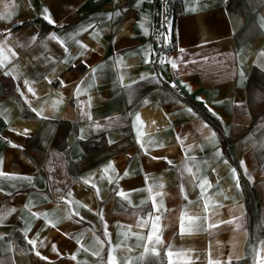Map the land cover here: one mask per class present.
<instances>
[{
    "label": "crops",
    "instance_id": "obj_1",
    "mask_svg": "<svg viewBox=\"0 0 264 264\" xmlns=\"http://www.w3.org/2000/svg\"><path fill=\"white\" fill-rule=\"evenodd\" d=\"M0 15V45L16 53L0 69V264H107L109 253L168 264L169 247L174 264H253L264 241V0H0ZM157 193L153 245L136 234H150L137 222Z\"/></svg>",
    "mask_w": 264,
    "mask_h": 264
},
{
    "label": "snow or ice",
    "instance_id": "obj_2",
    "mask_svg": "<svg viewBox=\"0 0 264 264\" xmlns=\"http://www.w3.org/2000/svg\"><path fill=\"white\" fill-rule=\"evenodd\" d=\"M45 12H47V9H44ZM109 15V18L111 17V13L108 14ZM7 17L6 16H3V15H0V20H6ZM44 19L50 23V24H54V21L49 17V16H44ZM23 23V22H21ZM260 27L264 28V18H261L260 20ZM87 30V29H85ZM8 33H10V29L6 30ZM52 35V38L55 39V34H51ZM7 39V37H6ZM82 47L86 48L87 46L85 45H81ZM5 51H7V53H9L11 56H15L16 53L13 51V49L11 47H8L5 49V46L4 45H0V69L2 68H6L8 63H10V59H9V56L8 55H5ZM65 51H67V49H65ZM148 62V61H146ZM161 62H164L163 59ZM85 64L87 65V62L85 61ZM89 67H91L90 65H88ZM172 67L173 68H176L177 65L175 63V61L172 62ZM95 71V70H93ZM5 75H10L11 73L10 72H5L4 73ZM123 79V77H121V80ZM26 85L28 84V81L25 80L24 82ZM49 83H51V81H49ZM61 84L63 85V81H61ZM171 87H175V83L173 82L171 85ZM130 87V86H128ZM18 91H19V88H18ZM28 91L29 92H33V89L31 87H28ZM77 93L80 92V85H77V89H76ZM21 96L24 95L23 92H20ZM189 111H191V109H189ZM211 111V109H210ZM215 115V113H213ZM39 115V113H38ZM136 120L137 121H140V116L139 114H137L136 116ZM27 132V130H25ZM141 133L139 131V129L137 130V137H138V141H139V137H140ZM214 135V134H213ZM179 139V137H178ZM141 147H143V144H141ZM219 155V153H217ZM152 159H161L159 157H152ZM162 159H165L167 161V157H164ZM190 159H195L194 157H191ZM168 163H171V161H168ZM225 163H227V161H225ZM241 166L242 168L244 169V174L245 175H248L247 173V167H246V164H245V161H241ZM112 166L110 165L109 168H111ZM109 169L106 168L105 171H108ZM185 171H187L190 175H194L191 171V168L189 167H185L184 169ZM233 174L236 176V179H237V182H238V175H236V170L233 169ZM0 175H3V173H0ZM11 175V174H9ZM250 178V177H249ZM251 179V178H250ZM85 183H87V181H85ZM210 186L209 184V181L207 179H204L199 185L198 187L201 189V193L203 194L204 193V190H205V186ZM156 187H162V185H154ZM146 191L149 192V194H151L152 192V188L149 187L147 189H145ZM181 190L183 191V185L181 186ZM59 191V190H58ZM130 191H141V190H130ZM72 194L69 193V196H71ZM117 195H119L123 200H128L129 203L131 204V201L129 199V195L130 193H126L125 191L123 190H120ZM156 195L160 196L161 199H160V202L159 204L157 203L156 201V198L155 196L152 197V211H150L148 214H147V218H141L138 222H137V226L140 227V228H148L149 227V224L151 225V228H150V234L147 236V237H143V236H140L139 234H136L137 235V238L138 239H141V240H144L146 239L147 243L148 244H159V243H162V240H161V236L159 234V231H158V228H157V224L160 220V216L159 215H155L156 212H159L161 207H163V200H162V194L160 193H157ZM187 198V197H185ZM144 203H146V201L142 200L141 201V205H143ZM207 208H208V202L207 200H205V211H207ZM14 211V209H13ZM76 215H79V213L77 212ZM102 218V217H101ZM80 219L82 220L83 217H80ZM193 219H199L198 217H195ZM226 223H235V221H228ZM215 225H209V227H214ZM129 227V231H130V226ZM237 229L240 228V225L237 224L236 225ZM30 230V229H29ZM180 231H181V234H184L185 232V227H184V223H183V216L181 217V227H180ZM192 232V227L190 226L189 229H188V234H191ZM25 237H27V231H25ZM104 237L107 239V241L110 243L111 242V233L108 232L107 230V224L105 223L104 225V233H103ZM77 242L79 243V240H77ZM96 242H99L101 245L104 243V241H101L99 239V237H96L94 243ZM27 243L29 245H32V246H35L36 244V241L33 240V239H27ZM53 251H56V248L55 246H53ZM145 251L147 252L148 251V247L147 245H145ZM253 252L255 253V258L253 260V264H264V241H261V247L259 249H256V248H253ZM95 255H99L98 252H94ZM35 255L38 256V257H41V254L39 251H36L35 252ZM185 255V253L183 252H177L176 253V256H177V259H179L180 256H183ZM167 256L169 258L168 260V264H174L173 260H172V257H173V252L171 250V247H169V250L167 252ZM42 259H46L45 257H41ZM72 259L75 260L76 259V256L73 255L72 256ZM101 264H104V261L102 260L101 261ZM107 264H116L115 260L113 259V256L111 255V253H109V256H108V261H107ZM129 264H131V262L129 261ZM188 264H190V261L188 262ZM209 264H220L219 261H216V262H213L211 261V259L209 260ZM228 264H231V257H229L228 259Z\"/></svg>",
    "mask_w": 264,
    "mask_h": 264
},
{
    "label": "trees",
    "instance_id": "obj_3",
    "mask_svg": "<svg viewBox=\"0 0 264 264\" xmlns=\"http://www.w3.org/2000/svg\"><path fill=\"white\" fill-rule=\"evenodd\" d=\"M209 121H210V123L212 124V126L213 127H215L216 128V125L208 118V117H206ZM228 140V139H227ZM247 186L244 188V192H245V195H246V199H247V208H248V211H249V213L250 214H252V210H253V207H254V209H256V207H257V199H255V193H254V191H253V188L250 186V190H251V195H249L248 194V196H247Z\"/></svg>",
    "mask_w": 264,
    "mask_h": 264
},
{
    "label": "rangeland",
    "instance_id": "obj_4",
    "mask_svg": "<svg viewBox=\"0 0 264 264\" xmlns=\"http://www.w3.org/2000/svg\"><path fill=\"white\" fill-rule=\"evenodd\" d=\"M245 187H246V186H244V188H245ZM247 188H248V189H247ZM247 188H246V189H247V193H246V194H247V196H248V194L251 195V190H250L251 188H250L249 185L247 186Z\"/></svg>",
    "mask_w": 264,
    "mask_h": 264
}]
</instances>
